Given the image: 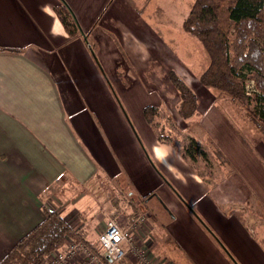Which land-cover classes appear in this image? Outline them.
Segmentation results:
<instances>
[{"label": "crops", "instance_id": "1", "mask_svg": "<svg viewBox=\"0 0 264 264\" xmlns=\"http://www.w3.org/2000/svg\"><path fill=\"white\" fill-rule=\"evenodd\" d=\"M169 3L175 5V0H0V261L45 219L44 207L57 211L75 230L82 224L77 210L96 203L99 191L107 189L105 184L120 182L128 185L124 189L132 196L135 186L146 197L155 189L161 204L153 201V194L149 197L152 218L157 224L164 222L169 242L187 255L183 259L188 258L185 263L170 260L158 246L159 255L148 253L153 262L264 264V165L245 146L239 126L226 120L227 107L199 83L208 57L200 43L181 30L180 19L189 9L184 17L176 16L182 10L177 0L178 7L166 18ZM56 4L71 10L75 32L63 26ZM107 44L114 55L102 56L99 51L95 56L102 69L124 60L128 72L143 80L124 92L126 98L158 93L160 102L151 105L156 109L151 121L144 116L148 104L140 98L130 106L116 92L104 93L100 66L88 51L95 53L92 45L101 50ZM76 57L81 58L78 67ZM170 70L195 92L197 108L204 110L203 125L197 126L196 113L181 116V99L168 78ZM101 92L106 96L100 97ZM102 111L114 117L111 125L119 129L111 146L105 142L107 149H101L92 125ZM167 122L171 129L189 130L188 141L194 139L200 148L182 153L170 140L155 137L149 124L159 130ZM208 123L226 130V145L214 139ZM197 131L206 137L192 135ZM127 140L129 146L119 144ZM216 150L222 163L212 168ZM119 156L122 162L117 161ZM195 159L203 172L195 170L199 169L193 165ZM121 165L126 169H119ZM244 188L250 189L251 198ZM135 207L127 211V226L136 222L130 231L140 247L143 236L137 225L142 221L136 220L140 211ZM182 212L196 229H172ZM118 213L112 217L119 218L124 211ZM191 215L204 224L196 219L198 225ZM83 220L91 233L85 238L97 240L105 217L84 215ZM131 255L123 263L136 264Z\"/></svg>", "mask_w": 264, "mask_h": 264}, {"label": "trees", "instance_id": "2", "mask_svg": "<svg viewBox=\"0 0 264 264\" xmlns=\"http://www.w3.org/2000/svg\"><path fill=\"white\" fill-rule=\"evenodd\" d=\"M54 10L67 31L75 32L70 11L60 4H56ZM182 25L208 57L199 83L213 95L215 92L216 100L223 106H238L246 117L264 129V0H194ZM249 75L258 89L252 96L245 91L244 80ZM168 78L180 95L181 116L187 118L196 113L195 92L174 71L168 72ZM155 112L154 106L144 108V116L150 121ZM189 146L192 147L185 148L188 151L200 148L194 139ZM44 211L45 219L17 243L0 264H42L52 251L61 250L69 240L83 241L79 231L57 211L45 207ZM84 240L82 245L86 249L102 255L98 236L96 244Z\"/></svg>", "mask_w": 264, "mask_h": 264}, {"label": "rangeland", "instance_id": "3", "mask_svg": "<svg viewBox=\"0 0 264 264\" xmlns=\"http://www.w3.org/2000/svg\"><path fill=\"white\" fill-rule=\"evenodd\" d=\"M193 1L194 0H179V3H181V5H182V10L179 11L180 13H177L175 15L180 16L181 18L184 17L186 15V12H184V11L187 8L188 9L190 8V6H191L190 4H192ZM169 5H170L169 6V12L166 11V18H170V16H172L171 12L173 11V8L176 9L178 7L177 6V0H175V5H173L172 3L171 4L169 3ZM65 6H66L68 11H71L67 5H65ZM183 21H181V19H180V23H183ZM180 26H181V30L183 31V33H186V35L192 37L195 41H197L193 36H191L188 32H186L184 30L182 24H180ZM106 36H109V35L106 34ZM91 39H92V37H90V40ZM195 45H197V44H195ZM93 46H95V49H94L95 53H91L90 50L88 51V53L94 56V58L96 59L95 60L96 63L100 66L101 71L100 70L99 71H100V74H101L102 79H103L102 86L106 87V88H104V93H108L107 92V90H108L110 92V94L113 96L114 92H116L119 97L125 99V104L130 105V106L135 105L137 102V99H139V98L141 99V102L143 104H148V105H153V104H157L158 102H160V97L156 91H150L146 94L139 93L136 95L137 98L135 100L134 99H128L129 95L126 98L124 92L129 88H134L138 83L143 84V80L139 77L136 79L130 72H128L127 62L124 60L123 61L118 60L117 63L114 62V65L112 66V68L105 67L106 69L104 68V70H103L100 63L97 61V58L99 56V51H101L102 56H105L108 54L114 55V53H113L114 48L113 47L109 48L108 44L104 47H101V50H100L98 45H92V47ZM192 47H194V45L190 44V48H192ZM195 51H197V49ZM95 56H97V58ZM80 60H81V58L80 59H78L77 57L75 58V67L76 66L78 67ZM102 64H103V62H102ZM242 73H245V72H242ZM252 80L250 78V75L246 76L245 80H244V81H246L245 82L246 83L245 91H247L249 93V95H251V96L254 94L253 91H258V89L255 88V85H254ZM132 92H135V90H132ZM104 93L101 92L99 94L100 97L106 96ZM215 94L216 93L214 92V96H216ZM200 96H201V103H204V101L206 100L204 98L205 96H203L202 94ZM117 99H119V98H116V100ZM218 100H220V99H218ZM118 103L120 104V102H118ZM235 106L236 105H234V104L227 105L226 113H227V116L230 118L227 117L226 120L228 121L229 119H231L233 123H235L236 125L239 126L238 130H241L243 132V133H240L241 132L240 131L239 133L243 136V137H241V139L245 143V146L250 147L252 153L254 155H256L258 157V159L260 160V162L264 165V129H263V126H260L259 124H257V122L255 123L252 119H250L249 117H246L245 112L242 109H240L238 106H237L238 108ZM120 108H121V110L125 116L124 118H125L126 122L128 124L131 123L129 121V119L126 115V112L124 111L121 104H120ZM202 108L203 107H200V110H198V108L196 110V116L194 119L197 120V126H198V122L201 125L204 124V117H201L202 112H204V110H202ZM97 115H98V117H96V119L94 120L92 125L95 127L94 130L98 134L97 137L101 138V149H103V148L107 149L105 142L109 146H111L112 143L114 142V136L118 135L117 130H119V129H116L113 125H111L114 117H112L111 115L108 116L107 112L102 111L100 114H97ZM137 120H138L137 117H134L133 122L135 123V121H137ZM155 122H157L156 119H155ZM151 124L152 123L149 124L150 125L149 127H150L153 135L155 137H158V135H159L160 137H162L164 139L170 140L179 152L183 153V149H185L186 147H188L190 149L192 147V146H189V141H188V135L190 134L189 130H184V128H180V130H179V128H177L178 130L175 128L171 129V125L168 122L164 125V127L160 128L159 130H155L157 125H154V124L151 125ZM207 126H208L210 132L212 133V136L214 137V139L216 141H218L222 146H224L223 143L226 145L227 138H228L226 130H223V129L216 127V126H211V125H209V123ZM137 128L140 132L141 131L145 132L143 129H141L139 127H137ZM133 132L135 133V131H133ZM192 135H197L198 138L206 137L205 133L200 135V133L198 131H197V134L192 133ZM127 138H128V136H127ZM256 138H259L262 142L258 143V140ZM202 143H206V141L204 140ZM119 144H127L129 146L130 142H128V140H127L125 143H119ZM229 159H230V162H232L231 156L229 157ZM117 161L122 162L120 156L117 157ZM195 161H196V159H195ZM195 161H193V165L199 168V169H195V170L197 172H203L204 169H201L202 165L199 162L197 163V161L196 162ZM221 163H222L221 156H220L219 152L216 150L214 152L212 168L214 167L215 164H221ZM230 164L231 163H229V165ZM119 169L125 170L126 167L124 165H121V166H119ZM205 170L208 171L210 169H205ZM101 185L102 184L98 185V187L101 188ZM105 186L107 187V189H105V190L103 189V190L99 191V195H96V199L98 197V201L96 203L94 201V204L91 205V207L84 206V207H80L79 211L77 210V212L79 213L78 218L80 220H82V224H78V226H80L81 228H79L77 226L75 228V230L81 229V236L83 237V241L80 242L77 240L75 242H72L69 240V243L67 245H65L62 249H65L69 245L75 244V243H79L80 245H82L85 241L84 239H85L86 235L91 236V233H89V229L87 228L88 225H86L84 223V220H83L84 215H86L89 218L91 215L93 217H95V214H96L98 217H102V219H103V217H105L106 221L108 220V218H113V220H115L119 224H122L126 228L127 224H128L127 223V221H128L127 211L131 210V206H136L135 209H138V211H140L139 212L140 215H144V220L142 219L141 220L142 223H139L141 225H139V224L137 225L139 232L141 230L142 236H143V242L140 245L141 248H145L149 252L153 251L155 255H159V249L160 248L158 250H157V248H158V246H160L161 249L165 251V253L167 254V256L169 257L170 260H178L179 263H182V262L185 263L186 262V260L188 258L185 257L183 259V257L187 256V255H185L183 253L182 249L178 245L172 244V242H169L167 233L165 231L166 227L163 226L164 222H161V224H157L154 221L155 215H154V213H152L153 211L149 208L150 205L152 204V201H150L148 203V199L153 194V196H154L153 201H156V203L161 204V202L157 198V194H156L155 189L152 190L151 192H149V195L146 197V195H142V193H141L142 190L138 189L135 186V184H134L135 190H133V189L130 190L131 192L134 193V196H132V194L129 193V190L124 189L125 186H128V185H125L124 183L119 182L118 184L112 185V186L110 184H105ZM109 186H111V187H109ZM249 190L250 189L244 188V192L246 194H248L247 195L248 198H251L253 196V194L249 193ZM138 202H145V203H143L142 205H137ZM146 203H148L147 208H148L149 212L146 210L147 208L144 207ZM182 203H183V205L186 204L185 202H182ZM255 204H257V203H255ZM255 204H254V207H255ZM184 207L187 209V206H184ZM91 210L93 212H91ZM119 210H123L124 214L121 213L119 218L112 217V215H118ZM134 212H136V211H134ZM190 217L194 222L197 219L198 222L200 223V225L204 224L203 221L201 222L198 218H194L193 215H191ZM93 220H95V219L93 218ZM198 222H197V224L199 225ZM173 223H174V226H172V229L176 230L177 232H182L180 229L181 227L185 228V230H186L185 232L193 231L194 229H196L192 225L190 218L184 212H182V214H180ZM95 226H97V227H95L96 228L95 230H97L98 224H96ZM156 227L158 230L161 229L162 231L155 233V231H153V229ZM144 228H145V230H144ZM149 229H151L150 230L151 232L149 231ZM102 230L103 229H101L100 231H102ZM100 231L98 230L97 234ZM93 232H95V231H93ZM150 233L156 234V238L151 236ZM89 243L96 244V238H94L92 241H89ZM87 246H88V244H87ZM54 252L57 253L56 250L52 251L50 253L51 256L49 254L45 258V260L47 261V260L53 258L55 256ZM78 252L79 251H76V253L73 256H71L69 260L73 261L75 263L82 262L84 254H79ZM92 252H94V251H92ZM15 264H19V263H15Z\"/></svg>", "mask_w": 264, "mask_h": 264}, {"label": "built area", "instance_id": "4", "mask_svg": "<svg viewBox=\"0 0 264 264\" xmlns=\"http://www.w3.org/2000/svg\"><path fill=\"white\" fill-rule=\"evenodd\" d=\"M144 220V215H138L137 221ZM136 222L130 227H122L113 218H108L105 227L98 234V244L102 255L99 256L90 252L80 244H71L65 249L56 250L55 256L44 260L42 264H126L123 263L130 255L135 259L136 264H157L151 260L146 249L138 247L130 229H133ZM76 251L83 252V261L75 263L70 261ZM130 254V255H129ZM51 256V254H50Z\"/></svg>", "mask_w": 264, "mask_h": 264}]
</instances>
